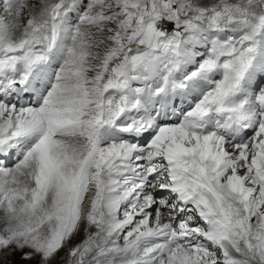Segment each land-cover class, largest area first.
<instances>
[{
	"label": "snow or ice",
	"instance_id": "snow-or-ice-1",
	"mask_svg": "<svg viewBox=\"0 0 264 264\" xmlns=\"http://www.w3.org/2000/svg\"><path fill=\"white\" fill-rule=\"evenodd\" d=\"M0 264H264V0H0Z\"/></svg>",
	"mask_w": 264,
	"mask_h": 264
}]
</instances>
